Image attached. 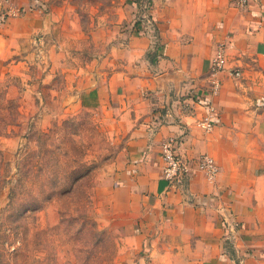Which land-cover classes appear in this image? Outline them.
Instances as JSON below:
<instances>
[{
    "label": "rangeland",
    "instance_id": "374dc122",
    "mask_svg": "<svg viewBox=\"0 0 264 264\" xmlns=\"http://www.w3.org/2000/svg\"><path fill=\"white\" fill-rule=\"evenodd\" d=\"M151 2L0 0V25L46 15L0 46V264H264V181L172 210L151 195L155 166L137 152L157 143L166 98L142 82L166 68L142 25L158 45ZM92 89L112 93L101 108L79 104Z\"/></svg>",
    "mask_w": 264,
    "mask_h": 264
},
{
    "label": "crops",
    "instance_id": "0c3cea01",
    "mask_svg": "<svg viewBox=\"0 0 264 264\" xmlns=\"http://www.w3.org/2000/svg\"><path fill=\"white\" fill-rule=\"evenodd\" d=\"M238 1L152 0L147 16L157 27L158 45H154L156 36L150 27L142 24L148 45L156 48L158 62L166 65L163 73L156 70L142 79L143 85L166 98L157 108V143L137 152L155 166L151 195L160 198L162 210L217 191L244 197L252 186L264 181V0H247L243 6ZM1 4L3 11L9 6ZM45 19L42 13L25 10L6 16L0 25L1 52L8 53L22 36L13 25L32 33L43 28ZM220 43L225 45L227 64L219 76L221 88L212 96L210 65ZM236 69L239 77L231 74ZM162 83L163 90L158 87ZM111 94L92 89L83 92L78 101L84 108L98 109ZM208 102L213 106L214 121L206 131L199 121L208 110ZM162 106L167 112L159 119ZM171 137L177 140V151L190 167L189 175L173 184L162 175L161 157V142ZM204 153L219 167L212 184L198 170ZM241 218L245 229L254 224V214Z\"/></svg>",
    "mask_w": 264,
    "mask_h": 264
},
{
    "label": "built area",
    "instance_id": "2783aa9c",
    "mask_svg": "<svg viewBox=\"0 0 264 264\" xmlns=\"http://www.w3.org/2000/svg\"><path fill=\"white\" fill-rule=\"evenodd\" d=\"M247 0H239V5H244ZM0 20L3 21V17L0 16ZM227 64L225 45L220 43L213 57L211 59L210 71V94L215 96L218 94L221 88L220 74L225 71ZM232 75L239 77L240 71L238 69L231 72ZM208 106L206 114L200 119L199 125L202 129L208 131L212 128L214 117H213V106L211 102ZM178 142L175 138L167 139L161 150V157L163 160L162 175L168 180L169 184L180 182L186 176L189 175L190 167L187 160H184L177 151ZM198 169L201 170L209 179L213 180L219 173V167L216 164L213 157L207 153L200 156L198 162Z\"/></svg>",
    "mask_w": 264,
    "mask_h": 264
}]
</instances>
